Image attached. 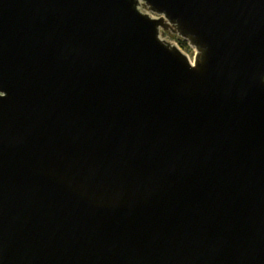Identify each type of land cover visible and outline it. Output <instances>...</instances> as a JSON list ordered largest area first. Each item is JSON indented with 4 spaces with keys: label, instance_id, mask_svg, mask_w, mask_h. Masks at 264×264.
Listing matches in <instances>:
<instances>
[{
    "label": "water",
    "instance_id": "1",
    "mask_svg": "<svg viewBox=\"0 0 264 264\" xmlns=\"http://www.w3.org/2000/svg\"><path fill=\"white\" fill-rule=\"evenodd\" d=\"M0 264H264V0H0Z\"/></svg>",
    "mask_w": 264,
    "mask_h": 264
},
{
    "label": "rangeland",
    "instance_id": "2",
    "mask_svg": "<svg viewBox=\"0 0 264 264\" xmlns=\"http://www.w3.org/2000/svg\"><path fill=\"white\" fill-rule=\"evenodd\" d=\"M162 38H164V39H166V40H168V41H170V42L176 44L178 47H180V49H182V51H183L185 54H187V55L190 57V59H191L192 61H194V57H195L196 51H195L194 48L190 47V45H189L188 43H187L188 46H185V45L183 44V42H182L183 40L179 39V38L176 37V36H169V35H167L166 33H162ZM185 42H186V41H185Z\"/></svg>",
    "mask_w": 264,
    "mask_h": 264
},
{
    "label": "trees",
    "instance_id": "3",
    "mask_svg": "<svg viewBox=\"0 0 264 264\" xmlns=\"http://www.w3.org/2000/svg\"><path fill=\"white\" fill-rule=\"evenodd\" d=\"M182 42H183V44H184L185 46H188L187 42H185V41H182Z\"/></svg>",
    "mask_w": 264,
    "mask_h": 264
},
{
    "label": "built area",
    "instance_id": "4",
    "mask_svg": "<svg viewBox=\"0 0 264 264\" xmlns=\"http://www.w3.org/2000/svg\"><path fill=\"white\" fill-rule=\"evenodd\" d=\"M180 48V47H179ZM182 50V49H181Z\"/></svg>",
    "mask_w": 264,
    "mask_h": 264
}]
</instances>
